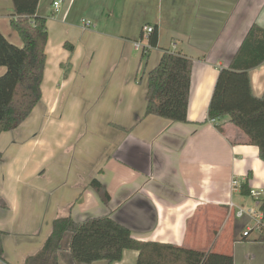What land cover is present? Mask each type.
<instances>
[{"label":"crops","instance_id":"crops-1","mask_svg":"<svg viewBox=\"0 0 264 264\" xmlns=\"http://www.w3.org/2000/svg\"><path fill=\"white\" fill-rule=\"evenodd\" d=\"M52 2L40 0L38 14L57 25L58 74L47 71L49 40L41 101L18 128L0 134L4 262L26 264L57 218L110 214L142 240L264 264L262 231L248 215H236L239 206L263 213L264 160L228 116L209 119L219 70L253 24L264 28V0H63L59 11ZM13 12L12 0H0V30L22 45ZM148 24L158 31L155 47L144 36ZM137 41L150 45L147 56ZM166 50L193 60L187 122L146 115L148 74ZM5 71L0 65V75ZM250 74L253 92L262 95L264 62ZM95 178L108 203L91 186ZM69 239L67 233L59 264H76ZM137 257L125 249L111 264H137Z\"/></svg>","mask_w":264,"mask_h":264},{"label":"trees","instance_id":"trees-1","mask_svg":"<svg viewBox=\"0 0 264 264\" xmlns=\"http://www.w3.org/2000/svg\"><path fill=\"white\" fill-rule=\"evenodd\" d=\"M10 23L22 39L13 43L0 30V134L14 130L32 113L43 97L42 84L47 64L49 31L46 16L38 14L40 0H12ZM150 44L158 45L154 26ZM73 50V46H71ZM145 50L143 57L147 56ZM264 62V28L253 24L233 61L219 70L209 104V119L228 116L230 122L256 145L264 160V92H253L250 69ZM193 60L182 54L164 51L160 62L149 71L146 115L155 114L173 121L187 122ZM3 154L0 151V160ZM91 186L103 201L110 194L103 183L93 179ZM264 218V203L261 205ZM69 233V250L76 264L121 260L125 249L138 251L137 264H235L233 254L201 250L171 242L142 240L110 214L76 221L71 215L53 221V229L43 248L26 264H59V253ZM4 231L0 230V260L4 262ZM247 237V236H246ZM261 240H264V229Z\"/></svg>","mask_w":264,"mask_h":264},{"label":"built area","instance_id":"built-area-1","mask_svg":"<svg viewBox=\"0 0 264 264\" xmlns=\"http://www.w3.org/2000/svg\"><path fill=\"white\" fill-rule=\"evenodd\" d=\"M63 0H53L52 4L53 7L55 9V11H59L61 5H62ZM86 25H90V21H88L86 23ZM154 31V26L153 25H146L144 27V36L148 37L151 35V33ZM135 47L137 49H141L144 48L145 50H148L150 48V45L148 44V46L143 47V44L141 41H137L135 42ZM218 120V118H212L211 121L216 123V121ZM232 187L233 189H238L239 187H241V182L239 179H234L232 182ZM253 195H258V192L255 190L251 191ZM230 207L231 208H235V204L233 202H230ZM236 215L238 217H243L245 215H248L250 218H252L255 222V226L254 228H257L258 230L262 231L264 229V218H263V213H259L257 210H255L254 208H248V207H241L239 206L236 210ZM251 231L246 230L244 232L245 236H248L250 234ZM0 264H6L5 262L0 260Z\"/></svg>","mask_w":264,"mask_h":264},{"label":"rangeland","instance_id":"rangeland-1","mask_svg":"<svg viewBox=\"0 0 264 264\" xmlns=\"http://www.w3.org/2000/svg\"><path fill=\"white\" fill-rule=\"evenodd\" d=\"M54 19H49V23H48V31H49V40H50V55H51V60H50V66H48V74L53 77H55V74L57 75V67L55 66V63L53 64V59L54 57L56 56V53H55V45H57V36H59V31L57 30V25L55 24V22L53 21ZM53 25H56L53 27ZM60 32H61V29H60ZM59 34V35H58ZM49 40H48V43H49ZM20 45V44H19ZM47 59H48V56H47ZM47 66V64H46ZM46 70V69H45ZM47 75V79H50L49 75ZM44 77H45V74H44ZM45 85V88H46V83L44 84ZM77 89V95L76 97L80 94H79V89L80 88H70V91L69 94L73 95L74 94V90ZM67 90V89H66ZM44 91V90H42Z\"/></svg>","mask_w":264,"mask_h":264}]
</instances>
